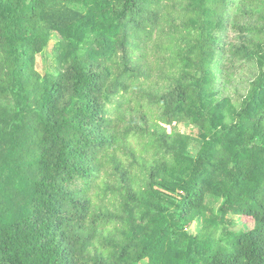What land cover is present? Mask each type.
<instances>
[{
  "label": "trees",
  "instance_id": "obj_1",
  "mask_svg": "<svg viewBox=\"0 0 264 264\" xmlns=\"http://www.w3.org/2000/svg\"><path fill=\"white\" fill-rule=\"evenodd\" d=\"M142 263L264 264V0H0V264Z\"/></svg>",
  "mask_w": 264,
  "mask_h": 264
},
{
  "label": "rangeland",
  "instance_id": "obj_2",
  "mask_svg": "<svg viewBox=\"0 0 264 264\" xmlns=\"http://www.w3.org/2000/svg\"><path fill=\"white\" fill-rule=\"evenodd\" d=\"M54 45V41L50 43L49 47L47 48V50L39 55L37 57V70L44 74L46 73L49 69H51L52 67V55H51V51H52V47ZM242 86H240L241 88ZM179 131H181L182 133L185 134H190V135H194L197 136L198 131L196 128H189L186 125H179L178 127ZM232 220V224H231V228L233 230H247V229H251L253 228V224L251 223V219L247 218V217H231L230 218ZM192 232H195L196 229L193 226L191 228ZM142 264H146V263H142Z\"/></svg>",
  "mask_w": 264,
  "mask_h": 264
}]
</instances>
